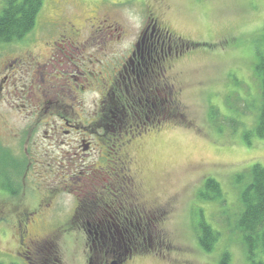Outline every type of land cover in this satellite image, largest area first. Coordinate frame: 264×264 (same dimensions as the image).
Returning a JSON list of instances; mask_svg holds the SVG:
<instances>
[{
	"label": "rangeland",
	"instance_id": "1",
	"mask_svg": "<svg viewBox=\"0 0 264 264\" xmlns=\"http://www.w3.org/2000/svg\"><path fill=\"white\" fill-rule=\"evenodd\" d=\"M2 4L0 0V11ZM96 16L108 20L107 25L115 24L111 34L102 31V49L96 50L103 56L102 64L96 65L101 89L110 84V73L125 64L127 45L137 42L148 18L154 25L156 19L168 27L175 39L167 37L168 42L178 44L174 49L186 42L194 45L189 54L172 64L166 85L171 104L165 103L157 113V119L166 116V121L142 133L139 144L137 139L129 144L132 172L140 184L152 194L175 201L168 221L165 217L163 227L155 229L165 248L171 249L158 253L155 242L152 250L144 247L145 252L134 254L126 264H220L224 255L226 264H249L241 235L235 230L246 178L242 182L236 179L254 164L264 167V140L253 133L264 76V0H43L31 32L21 40L0 45V81L10 74V63L17 61L13 73L19 71L20 63L24 65L20 68L23 73L34 64L30 56L37 54V62L48 63L58 72L55 80L62 79L63 67H70L86 84V78L75 71L86 58L73 61L77 51L71 36L64 31L66 39L61 38L62 32L52 34L47 23L70 19L78 29L87 23L77 39L82 43L98 34L93 30L99 27L93 21ZM119 32L126 38L116 40ZM162 37L167 40L164 33ZM52 43L67 51L74 48L72 60L68 52L65 55L66 51L47 46ZM49 51L60 55L61 61L48 57ZM30 78L17 74L0 91V145L13 161L25 164L19 174H15V161L6 169L20 188L18 196L7 195L0 188V263L29 264L19 255L25 251L17 227L21 214L27 213L30 237L52 243L48 258L53 263L57 259V264H88L92 245L70 220L75 195L57 190L62 189L65 176L61 177L57 168L50 169V163L61 161L60 148L65 149L53 142L52 126L58 122L56 116L33 113L40 95L30 94ZM177 89L182 90L179 98ZM86 90L84 95L77 90L72 94L79 99L74 103L75 113L85 121L98 99L96 93L88 92L94 89ZM210 179L219 185L220 198L210 200V194V201H203L199 195L206 193L204 183ZM70 183L76 186L74 181ZM200 224L216 234L209 253L198 241ZM53 233L56 239H51ZM258 256L264 264V252Z\"/></svg>",
	"mask_w": 264,
	"mask_h": 264
},
{
	"label": "flooded vegetation",
	"instance_id": "2",
	"mask_svg": "<svg viewBox=\"0 0 264 264\" xmlns=\"http://www.w3.org/2000/svg\"><path fill=\"white\" fill-rule=\"evenodd\" d=\"M153 1L159 3L162 0ZM59 21L61 23L47 24L52 27V34L62 32L61 38L66 39L64 31L71 36V45H75L77 51V57L73 56V61L79 62L81 58H86L78 69L75 68L77 73L86 78V84L70 67H63L62 79L55 80L53 76L57 77L58 72L48 63L37 62V54L29 55L34 64L23 73L26 77H31L30 94L40 95V98L35 96L37 102L32 108L33 113L56 116L58 123L52 126V137L55 138L53 142L65 149L61 151L60 148L61 161L55 162L57 165L50 163V169L57 168L62 171L61 177L65 176V184L61 183L62 189L57 190H65L75 195L70 220L73 227L83 231L86 240L92 245V254L88 255L87 263L126 264L134 254L145 252L144 247L152 250L155 242L158 243V253L169 251L171 247L165 248L163 237L155 229L163 227L165 217L168 221L175 201L173 197L164 198L152 194L140 184L132 172L134 162L130 154L132 144H129L136 139L139 144L142 133L150 132L153 125L162 120L166 121V116L157 119V113L165 103L171 104L168 102L166 85L170 79L172 64L189 54L194 45L186 42L174 49L172 46L178 44L168 42V38L174 39L168 27L162 26L156 19L154 25L148 18L144 29L136 36L137 42L127 45L125 64L110 73V84L101 89L98 86L102 80L97 75L96 65L102 64L103 56L97 55L96 50L102 49V43L99 42L102 31L111 34V28H114L115 24L107 25L108 20H101L96 16L93 23L104 28L93 29L98 34L81 43L77 42V39L83 35L87 23L82 29H78L70 19ZM156 25L164 27V31L157 29ZM163 33L168 37L167 40L162 37ZM125 38L122 32L116 35V40ZM47 46L66 51L64 54H70L69 60H72L71 54H75L74 48L67 51L55 43ZM49 56L57 58V62L61 61V56H53V51L48 52ZM16 63L15 60L9 64L7 69H10V74H5L1 79L0 91L8 80H15L17 74L23 75L20 68L24 65L21 63L19 71L13 73ZM89 88L94 91L88 92L96 93L98 99L92 115L85 121L80 120L79 113H75L74 103L79 99H76V94H72L77 90L84 95ZM180 94L182 90L177 89L175 96L179 98ZM59 136L64 139L60 140ZM14 161L17 162L15 174H19L25 164ZM73 181L76 186L70 183ZM21 215L23 217L17 223L18 241L21 247L24 242L27 245L24 247L25 252L19 255L27 259L29 264H54L53 260L48 258L51 255L52 243L39 242L35 237H30L29 214ZM56 237L58 236L55 233L51 235V239ZM120 247L124 248L123 251Z\"/></svg>",
	"mask_w": 264,
	"mask_h": 264
},
{
	"label": "trees",
	"instance_id": "3",
	"mask_svg": "<svg viewBox=\"0 0 264 264\" xmlns=\"http://www.w3.org/2000/svg\"><path fill=\"white\" fill-rule=\"evenodd\" d=\"M43 0H3L0 11V45L9 44L21 40L36 24L38 13ZM261 108L257 123L253 129L254 135L259 140H264V76L261 80ZM10 153H7L0 145V188L10 196H18L20 188H17L11 173L6 171L12 166ZM17 163V162H16ZM15 164V167L17 164ZM9 166V167H7ZM14 167V169H15ZM246 173L241 174L236 182H242L246 178L245 187L240 193L241 212L236 221V229L246 249L249 264H263L258 254L264 252V167L258 164L252 165ZM204 194H200L203 201L220 198L221 190L214 180L204 183ZM212 194L210 200L209 195ZM19 231V228H18ZM198 241L204 252L212 251L216 234L210 231L208 226L200 224ZM26 243L24 242V246ZM22 247V249H23ZM57 264V259H54ZM227 255H224L220 264H226ZM2 264V263H0Z\"/></svg>",
	"mask_w": 264,
	"mask_h": 264
}]
</instances>
